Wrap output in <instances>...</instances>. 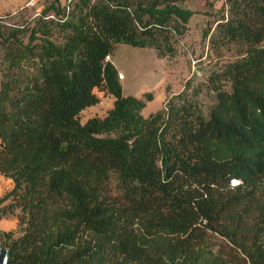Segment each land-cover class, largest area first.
Returning a JSON list of instances; mask_svg holds the SVG:
<instances>
[{
  "label": "trees",
  "instance_id": "obj_1",
  "mask_svg": "<svg viewBox=\"0 0 264 264\" xmlns=\"http://www.w3.org/2000/svg\"><path fill=\"white\" fill-rule=\"evenodd\" d=\"M152 1L77 0L64 43L33 51L0 27V176L13 183L0 204L24 216L1 245L7 264H264V0L223 2L244 57L216 76L229 91L214 90L206 118L170 102L142 118L144 102L114 82L105 60L117 45L162 61L194 14L187 0ZM94 90L112 109L80 124ZM110 178L118 200L103 194Z\"/></svg>",
  "mask_w": 264,
  "mask_h": 264
},
{
  "label": "rangeland",
  "instance_id": "obj_2",
  "mask_svg": "<svg viewBox=\"0 0 264 264\" xmlns=\"http://www.w3.org/2000/svg\"><path fill=\"white\" fill-rule=\"evenodd\" d=\"M54 1L32 0L13 13H0L2 32L8 34L18 31L17 38L23 46L30 42L31 50L44 40L61 46L69 35L68 30L61 27V20L66 18V22L77 24L80 10L77 0H58L57 3ZM200 2L203 0H192V9L196 11L195 8H198ZM208 2L211 5H205L204 1V12L193 14L185 26L183 35L172 45L174 54L165 57L161 62H158L154 51L150 49L125 45H117L114 48L110 58L123 78L121 84L125 94L135 96L142 91L137 98L144 102V108L140 111L142 118L159 111L168 102L175 106H195L206 118L209 108L215 103L214 90L218 88L229 91L228 81L217 80L216 76L220 75L227 65L242 59L244 48L228 41L225 36L223 23L226 19L229 20L231 15L227 14L225 17L223 1ZM65 7L69 8L67 14L63 10ZM260 46L264 48V42ZM107 60L109 61V57ZM34 61L25 62L20 66L16 74L22 80L34 73ZM6 72L4 51L0 48V87L2 76ZM94 95L99 102L79 115L80 124L91 118H103L112 109L113 100L108 94L95 91ZM147 95H150L149 101ZM12 188V181L0 176V199ZM104 188L103 194L109 199L118 200L122 194L114 179L110 178ZM18 207L16 201L11 198L0 204V247L5 246L8 240H16L24 232V216Z\"/></svg>",
  "mask_w": 264,
  "mask_h": 264
},
{
  "label": "crops",
  "instance_id": "obj_3",
  "mask_svg": "<svg viewBox=\"0 0 264 264\" xmlns=\"http://www.w3.org/2000/svg\"><path fill=\"white\" fill-rule=\"evenodd\" d=\"M32 0H0V4H4V5H0V13H2V12H9V13H13V12H15L17 9H21L22 7H25L29 2H31ZM204 1L205 0H203V2H200V3H198V5H197V7L198 8H195V9H197L196 11L194 10V8L192 9V7H193V3H192V0H187V2H186V4H185V6H186V8L188 9V10H190L191 12H193V13H198V12H204L203 11V9L204 8H202V6H203V3H204ZM194 10V11H193ZM151 50V49H150ZM154 53H155V51H154ZM155 56H156V54H155ZM157 58V57H156ZM158 60V62H161V60H159V59H157ZM107 63H109L110 65H111V68H112V71H113V73H112V76H113V79H114V82H115V84L120 88V90H121V94H122V96H124V97H127V96H129V97H133V98H139L140 96V93H142V91L139 93V94H136L135 96H130V95H128V94H125V91H124V87H123V85L121 84V82L123 81V78L121 79V80H118L117 79V76L118 75H120L118 72H117V66L113 63V62H111V58L109 57V61L107 60ZM163 78H164V76H163ZM96 90H94V92H95ZM93 92V93H94ZM96 92H98V91H96ZM110 96V95H109ZM111 97V96H110ZM112 98V97H111ZM112 100H113V98H112ZM113 104V103H112Z\"/></svg>",
  "mask_w": 264,
  "mask_h": 264
},
{
  "label": "water",
  "instance_id": "obj_4",
  "mask_svg": "<svg viewBox=\"0 0 264 264\" xmlns=\"http://www.w3.org/2000/svg\"><path fill=\"white\" fill-rule=\"evenodd\" d=\"M8 253L6 250L0 247V264H7Z\"/></svg>",
  "mask_w": 264,
  "mask_h": 264
},
{
  "label": "built area",
  "instance_id": "obj_5",
  "mask_svg": "<svg viewBox=\"0 0 264 264\" xmlns=\"http://www.w3.org/2000/svg\"><path fill=\"white\" fill-rule=\"evenodd\" d=\"M68 1H71V0H68ZM222 1L224 2V0H222ZM67 7H68V6H67ZM68 11H69V8H66V7H65V12H66V14L68 13ZM37 16H38V15H37ZM49 18H50V17H49ZM65 19H66V18H65ZM63 21H64V19H63ZM106 60H107V59H106ZM106 60H105V61H106ZM196 74L199 76V73H198V72H196ZM117 79H118V80H121V79H122V76H121V75H118V76H117Z\"/></svg>",
  "mask_w": 264,
  "mask_h": 264
}]
</instances>
